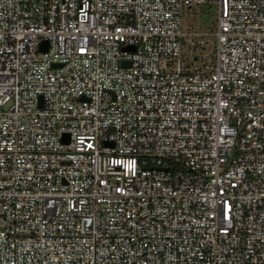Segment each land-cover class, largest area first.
I'll use <instances>...</instances> for the list:
<instances>
[{"label":"built area","instance_id":"built-area-1","mask_svg":"<svg viewBox=\"0 0 264 264\" xmlns=\"http://www.w3.org/2000/svg\"><path fill=\"white\" fill-rule=\"evenodd\" d=\"M0 264H264V0H0Z\"/></svg>","mask_w":264,"mask_h":264}]
</instances>
